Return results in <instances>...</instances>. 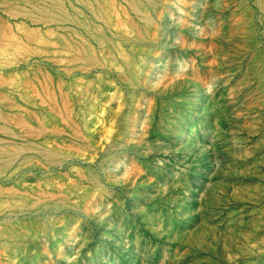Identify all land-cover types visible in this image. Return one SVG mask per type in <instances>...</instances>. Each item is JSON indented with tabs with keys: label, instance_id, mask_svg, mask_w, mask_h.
<instances>
[{
	"label": "rangeland",
	"instance_id": "374dc122",
	"mask_svg": "<svg viewBox=\"0 0 264 264\" xmlns=\"http://www.w3.org/2000/svg\"><path fill=\"white\" fill-rule=\"evenodd\" d=\"M37 2L0 0V264H264V0H96L101 45Z\"/></svg>",
	"mask_w": 264,
	"mask_h": 264
},
{
	"label": "bare ground",
	"instance_id": "6f19581e",
	"mask_svg": "<svg viewBox=\"0 0 264 264\" xmlns=\"http://www.w3.org/2000/svg\"><path fill=\"white\" fill-rule=\"evenodd\" d=\"M75 1L78 3H81L82 5H86L87 8L90 10V13L93 15V19L91 21L92 24H89L87 22L88 20H90V18H86L85 13L83 14L82 17L80 18L77 17V19L74 14L69 13L66 9L65 0H38V2L35 4L34 9L36 13L40 16L36 15L35 19L33 20L45 19V20H49V21L57 22V23L63 20H69L71 22H78L80 27L84 31H86L88 34H91L95 42L98 43L99 45H101V42H103L105 38L109 39V37H106V36H109V35L110 37L119 36V34L113 30H109L107 32L106 28H104L102 31L104 34V37L100 35V33L102 32H101V26L99 25V23L107 22V21L104 18L103 10L96 4L97 3L96 0H75ZM70 6L73 8V11L75 10L80 13L82 12L78 10V8L75 7V5H70ZM141 16H142L141 18L147 19L146 16L144 15H141ZM145 36L146 34L143 33V30L138 29L137 34L136 36H134V38L139 41V40L146 39ZM134 38H128L125 36L122 37V39L125 42H129L131 41V39H134ZM65 41L68 43V49L71 50L77 57L83 59L84 62L95 60V58L91 55L92 52L89 47H82L76 44L75 42H73L72 40L65 39ZM56 49L61 50L60 48H56ZM7 104L11 105V101H8L5 103V105ZM8 124L20 126L24 129L28 128L30 125L29 122H27L26 120H24V118L18 116L17 114L6 112L0 109V131L4 133L11 132L12 129L10 128ZM5 146H6V142H3V140L0 139V163L12 164L14 159H17L19 157L18 154L23 147L16 145L14 148H6ZM35 151L39 153L40 155H42L43 157L49 158L50 162L53 161L56 157L47 148H43L39 146L35 148Z\"/></svg>",
	"mask_w": 264,
	"mask_h": 264
}]
</instances>
